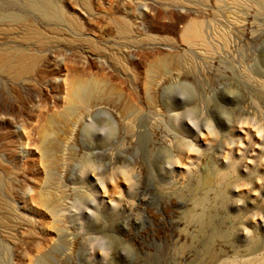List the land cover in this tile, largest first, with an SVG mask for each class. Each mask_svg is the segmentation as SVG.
<instances>
[{
  "label": "rangeland",
  "instance_id": "1",
  "mask_svg": "<svg viewBox=\"0 0 264 264\" xmlns=\"http://www.w3.org/2000/svg\"><path fill=\"white\" fill-rule=\"evenodd\" d=\"M21 1L0 0L27 19L0 21V54L33 55L0 70V264H104L95 239L117 264L128 242L136 264H264V0H49L60 19ZM78 81L102 89L69 114ZM197 137L199 152L181 140Z\"/></svg>",
  "mask_w": 264,
  "mask_h": 264
},
{
  "label": "bare ground",
  "instance_id": "2",
  "mask_svg": "<svg viewBox=\"0 0 264 264\" xmlns=\"http://www.w3.org/2000/svg\"><path fill=\"white\" fill-rule=\"evenodd\" d=\"M21 2L24 4L25 7L32 9L34 11H39L46 18L60 19L63 17V14L61 13L60 9L52 1H49V0H22ZM25 20H27L26 17H24L23 15H21L19 13H14V12L0 13V21L2 24H8V23H5V21H10L14 24L20 23L21 21L24 23ZM31 24L32 23L27 24L28 28H30L31 26L33 27V24L32 25ZM8 25H11V24L9 23ZM30 30H29L30 32H27V31L25 32L26 34H25L24 38L35 39V40H42L43 38H45V36L42 35V33L40 32V30L38 31L36 28H30ZM125 30H127V29H125ZM205 34L206 33H205V28H204V22L202 20L192 21L188 25L186 32H185V36H186L188 43L193 44V45L198 44L201 46V48L204 51L207 52L210 50V46H209V43L207 41ZM10 54H8V55L0 54V70L4 71L6 73L7 72L13 73V75H16L18 77V76H20V71H22L25 68V63L28 61L29 56H33V55H31L28 52L27 53L26 52H18L17 54H12V55H10ZM10 56H16V57H10ZM175 61L179 64L182 62L181 59H177ZM171 63H172V61L170 59H165L158 65V67H159V69H164V68L167 69L171 65ZM99 87H101V86H98V84L94 81H78L75 84V90H74L73 95L71 97V102H70L71 110H69V114H71L72 112L74 113L76 110L80 109L81 107H85V106L89 105L94 99H96V97L99 96L98 95V93L100 92L99 89L100 90L102 89ZM172 116L174 119L179 121V124L181 122L185 121V123L189 125L188 127L190 129L196 131L198 134L204 133L203 132V124L198 122L197 120H194L192 117L185 118V117L180 116V114L176 113V112H173ZM219 120L222 123H224V121H225L221 118ZM216 124H219V123H216ZM216 124L213 122L207 123L206 129L208 130L209 133H214V134L216 133V129H217ZM193 125H195V127H193ZM251 129H253V128H251ZM251 129H248L246 131V134H245V138L248 141V145L252 144V141L250 139L252 136L251 135L252 134ZM257 134H258L257 135V141H258L257 143L262 146V148H260L262 150L264 147V130H261L259 128ZM174 136L178 137V135H176L175 133H174ZM181 140L184 144H186L187 148H189L190 150H193V151L196 150V152L201 151L200 147L198 146V142H199L198 137H197V139L195 138L193 140H187L185 138H182ZM238 141H239V143L243 144V138L242 137H240L237 140L236 139L231 140V144H232L231 146L232 147H230V148L232 150L230 149L229 152L226 151L224 156L227 160H225V161H227V162L230 161V155L232 154L233 146L237 145ZM245 149H247V148L245 147ZM239 150H241V148H239ZM49 152L52 154L51 151H49ZM240 156L242 158L247 157L246 150H242V153H240ZM174 164L175 163H172L171 167H173ZM263 178L264 177H259V179H263ZM259 179H257V180L259 181ZM261 185H263V184H261ZM48 195L49 194H47V198H48ZM50 198L51 197H49V199ZM45 200H47V199H45ZM94 202L96 203L97 201L95 200ZM245 234H247V233L245 232Z\"/></svg>",
  "mask_w": 264,
  "mask_h": 264
},
{
  "label": "clouds",
  "instance_id": "3",
  "mask_svg": "<svg viewBox=\"0 0 264 264\" xmlns=\"http://www.w3.org/2000/svg\"><path fill=\"white\" fill-rule=\"evenodd\" d=\"M187 85L189 88H191L193 91H195V85H192L190 82L187 81H183L180 85V91H179V98L184 100V101H188V97L184 92V86ZM230 96H235V93H228ZM98 134H100L101 136H103L105 139L108 138V136L105 134L103 129H100ZM129 183H131V178H129L128 180ZM86 211L89 212V214L93 217V219H95V214H93L92 212H90L88 209H85ZM137 223H143L142 220H137ZM90 235L95 236V237H99V233H90ZM88 249L95 253L96 251H99V253L101 254L104 264H106L108 259H113V264H117V262L114 259V253L116 251V249L114 248V246L109 245L108 243H99L97 239L91 241L88 245ZM119 251L131 262V264H136V257L138 255L137 250L135 248V246L131 243L128 242L126 243L123 247H121L119 249Z\"/></svg>",
  "mask_w": 264,
  "mask_h": 264
},
{
  "label": "snow or ice",
  "instance_id": "4",
  "mask_svg": "<svg viewBox=\"0 0 264 264\" xmlns=\"http://www.w3.org/2000/svg\"><path fill=\"white\" fill-rule=\"evenodd\" d=\"M193 127H195V125H193Z\"/></svg>",
  "mask_w": 264,
  "mask_h": 264
}]
</instances>
